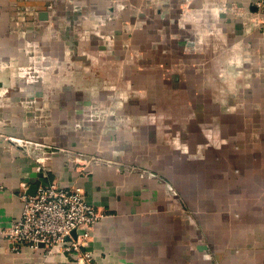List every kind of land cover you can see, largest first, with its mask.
<instances>
[{
	"label": "crops",
	"instance_id": "0c3cea01",
	"mask_svg": "<svg viewBox=\"0 0 264 264\" xmlns=\"http://www.w3.org/2000/svg\"><path fill=\"white\" fill-rule=\"evenodd\" d=\"M255 2L0 0V88H5L0 90V114L11 116L17 122L8 129L0 127V236L21 217L22 194L28 192L27 187L51 182L62 187L80 183L86 190L87 202L106 210L89 238L87 249L93 254L94 264H264V216L253 218L256 220L252 222H258L253 223L254 226H201V222L196 221V214L201 215L200 210L194 211L193 221L186 220L184 206L180 203L171 210L170 193L163 190L164 187L169 189V183L203 181L200 158L186 160L171 157L167 152L159 159L141 153L138 140L133 139L135 127L130 125L135 115L129 114L128 130L117 127L116 160L101 159L93 167L94 171L83 178L68 162L67 153L57 156L48 149L57 143L52 105L48 119L53 124L49 122L45 126L41 122L32 129L26 127L29 122H21L27 114L25 108L19 106V97L9 94V88L20 85V79L11 82L7 75L9 69L18 70L25 54L36 48L31 49V41L40 44L44 41L43 46L55 43L56 29L47 34L46 22L61 23L64 20L70 24L81 21L87 34L91 31L100 39L112 34H108L110 31L106 28L102 30L101 26L107 21L119 23L117 45L123 47L122 52L151 55L146 71H163L161 82L167 91L162 89V101H177L191 107L190 118L188 115L184 118L193 119V123L183 128L184 133L240 134L245 119H252L255 124L264 120V18L257 12ZM121 34L124 44L120 40ZM154 55H161L159 63ZM150 76L153 80L154 75L147 78ZM22 84L24 87L25 83ZM150 93L154 98L153 90ZM148 99L151 100L149 96ZM28 103L26 100L25 106ZM42 109L46 111L44 107ZM174 116L165 108L157 114L163 136L169 135ZM178 116L183 118V115ZM199 122L203 125L198 126ZM193 125L198 131L189 129ZM154 127L159 128L153 125L148 139L154 134ZM260 133L264 135V128ZM35 135H38L36 139ZM124 136L129 138V143L122 142ZM142 143L149 151H155L152 143ZM256 144L252 148L262 151L259 170L256 171L245 158L234 161L236 163L227 162L226 175L215 181L233 182L235 164L249 165L242 173L249 177L244 179L247 182L254 181L253 176L264 175V142ZM109 145L111 143L107 145L105 141V146ZM199 146L196 144L193 148L199 150ZM172 147L179 150L178 144H172ZM244 147V144L228 143L225 150L248 149ZM162 150H171L165 139ZM155 164L162 175L153 173ZM206 165L217 168L212 159ZM144 167L150 169H146V174L142 171ZM253 168L254 175L251 174ZM80 177L83 181L78 179ZM216 193L215 190L210 197ZM192 194L201 197L198 189ZM171 198L180 200L179 192L174 190ZM203 228L210 231L209 244H203ZM238 231L251 233L239 234ZM31 251L34 250L29 246L15 249L12 242L0 237V264H43L44 248L37 253ZM45 264L74 263L58 254Z\"/></svg>",
	"mask_w": 264,
	"mask_h": 264
},
{
	"label": "rangeland",
	"instance_id": "374dc122",
	"mask_svg": "<svg viewBox=\"0 0 264 264\" xmlns=\"http://www.w3.org/2000/svg\"><path fill=\"white\" fill-rule=\"evenodd\" d=\"M126 13L130 14L131 12L126 11ZM122 21L123 19L121 23ZM108 22L105 26H101L102 30L106 28L105 30L110 31L108 34L112 33L106 39H100L91 31L87 34L85 24L81 21L70 24L64 20L61 23H45L47 27L45 31L48 30L47 34L56 29L58 38L54 39L56 40L55 43L43 46L44 39L39 40L43 41L41 44L38 41L35 43L31 41V49L35 46L36 48L25 54L24 62L19 65L18 70L9 69L7 72L11 82L13 79V82H16L18 78L20 79V85L11 86L9 94L10 96L15 94L19 97L21 101H18L19 106L25 108L27 114L21 122L27 120L29 124L26 122L25 125L31 129L40 126L41 122L45 126L49 125L51 123L48 119L50 118L49 107L52 105L53 120L56 121L57 143L52 146L53 148L48 149L56 153L57 156H60V153L63 155L67 153L70 160L68 162L73 166L74 171L79 172L80 176L85 178L94 171L93 167L101 159L116 160L119 143L117 127L128 130L131 121L127 115H135L130 125L135 127L133 139L138 140L141 153H149L150 156L152 154V157L160 159L163 154L169 152L171 157L186 160L200 158V161L203 162V167H201L203 181L195 184L187 182L169 183V189L164 187L163 190L170 193L171 210L180 203L182 207L184 206L187 221H193L195 219L194 211L200 210L201 215L196 214V221L201 222V226H254L253 223L258 224L257 221H252L256 220L253 218L264 216V181H262L264 175L253 176L254 181L247 182L244 179L249 177L242 173L245 167L249 165L243 167L235 164L233 174L235 180L233 182L215 181V179L224 178L227 162L236 163L234 161L244 158L250 165H254L256 171L259 170L260 164L258 162L261 161L258 160L261 158L260 153L262 151L254 150L252 146L264 142V135L260 133L264 128V120L260 121V124H255L252 119H245L240 134L234 135L213 136L203 132L201 134L196 133V135L184 133L183 128L188 124L190 125V122L193 123V119L184 118L185 115L192 113L189 104H178L177 101L164 103L162 101V89L164 87H162L161 80L163 71L160 69H155L154 72L146 71L147 63H150L152 58L151 55L122 52L123 47H119V43L117 45V25L119 23L109 24ZM91 30L94 31L95 29ZM123 36L120 35L122 43ZM44 47L47 48L44 49ZM160 57L161 55H154L157 63L160 62ZM150 74L154 75L153 80H151V76L147 78ZM23 82L25 83L24 87L22 86ZM3 89L5 88H0V90ZM164 89L167 91V87ZM152 90L154 98L150 95ZM148 96L151 100L148 99ZM26 100L29 102L26 104L27 106H25ZM26 107H28V112ZM43 107L46 109L44 112ZM164 108L169 110L171 114L174 113L175 116L171 119L173 124L171 123L169 135L164 134L163 136L160 128L161 119H156V116ZM147 109H155V111ZM178 115H183L181 116L183 118ZM187 118H190L189 115ZM14 123L13 117L0 114L1 128L6 127L8 129ZM197 124L198 126L203 125L201 122ZM153 125H157L159 128L154 127V134L148 139ZM194 126L196 125L189 129H194ZM195 129L198 131V128ZM71 134L73 135L71 136ZM37 136L35 135L34 139ZM124 137L122 142L129 143V138ZM164 139L170 143V151L162 150ZM105 141L107 145L109 143L111 145L105 146ZM141 141L147 144L152 143L155 151H149V148L144 146L146 144ZM228 143L244 144V148L248 149L225 150ZM172 144H178L179 150L172 147ZM196 144L197 146L200 145L199 150L198 147L193 148ZM109 152L112 153L108 154ZM40 159L45 161L44 158ZM209 159L213 160L217 168L216 166H204ZM263 168L262 172L264 171ZM143 169H145L142 170L143 173L146 174L147 168L144 167ZM153 169V173L162 175L157 172L158 166L156 164ZM255 169L251 173L252 175H254ZM81 177L78 179L82 180ZM250 177L252 178V176ZM258 178L262 180H255ZM209 179L214 180L209 181ZM69 187L80 188L86 197V190L80 183L72 184ZM194 189L201 191L200 198L193 196ZM174 190L179 192L180 200L171 198V193ZM215 190L216 196L210 197V194H213ZM184 194L185 198H183ZM105 211H103L104 215ZM250 219L252 220L249 223ZM238 233H246L247 235L251 232L238 231ZM209 234L210 231L203 228V244H209ZM92 236L93 234L90 239ZM90 239H87L86 246H81L82 254L88 248ZM67 247L68 244H57L50 250L44 249L41 254L43 264L58 254L63 255L74 264H87L81 258L82 255L74 258L77 251L68 250ZM38 250L31 252L37 253ZM92 264H94V260Z\"/></svg>",
	"mask_w": 264,
	"mask_h": 264
},
{
	"label": "built area",
	"instance_id": "2783aa9c",
	"mask_svg": "<svg viewBox=\"0 0 264 264\" xmlns=\"http://www.w3.org/2000/svg\"><path fill=\"white\" fill-rule=\"evenodd\" d=\"M255 5L264 18V0H256ZM22 199L21 217L0 237L7 238L15 249L29 246L33 250L41 247L50 250L57 244H68V250L77 251L74 258L82 255L87 264H92L91 251L86 248L82 254L81 246H86L104 213L87 202L80 188L62 187L54 182L41 183L34 195L24 192ZM80 230L83 233L74 237L72 233Z\"/></svg>",
	"mask_w": 264,
	"mask_h": 264
},
{
	"label": "water",
	"instance_id": "95a60500",
	"mask_svg": "<svg viewBox=\"0 0 264 264\" xmlns=\"http://www.w3.org/2000/svg\"><path fill=\"white\" fill-rule=\"evenodd\" d=\"M37 187H38V185L37 184H33V185H31L30 187H29V189H28V194H30V195H34L35 194V192H36V190H37ZM80 234V233H83V231L82 230H80V231H74L72 234H73V236L74 237H77V234Z\"/></svg>",
	"mask_w": 264,
	"mask_h": 264
}]
</instances>
